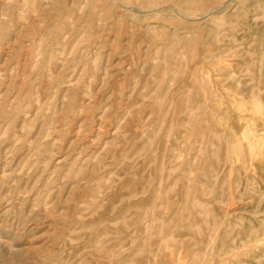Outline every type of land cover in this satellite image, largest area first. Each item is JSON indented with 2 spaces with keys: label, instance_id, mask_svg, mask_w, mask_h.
Masks as SVG:
<instances>
[{
  "label": "rangeland",
  "instance_id": "rangeland-1",
  "mask_svg": "<svg viewBox=\"0 0 264 264\" xmlns=\"http://www.w3.org/2000/svg\"><path fill=\"white\" fill-rule=\"evenodd\" d=\"M110 262L264 264V0H0V264Z\"/></svg>",
  "mask_w": 264,
  "mask_h": 264
},
{
  "label": "bare ground",
  "instance_id": "bare-ground-1",
  "mask_svg": "<svg viewBox=\"0 0 264 264\" xmlns=\"http://www.w3.org/2000/svg\"><path fill=\"white\" fill-rule=\"evenodd\" d=\"M223 63H225V62L223 61ZM219 64H221V63H219ZM227 64H228V63H227ZM243 108H244V107H243ZM212 115H213V114H212ZM238 119H239V118H238ZM242 121H246V120H242ZM216 124H217V123H216ZM220 130H221V129H220ZM236 136H237V135H236ZM260 140H261V139H260ZM233 143H234V142H233ZM234 145H236V144H234ZM236 147H237V146H236ZM234 148H235V147H234ZM235 150L237 151V149H235ZM235 150H234V151H235ZM180 156H181V155L178 156V159L180 158ZM227 157H229V156H227ZM236 158H237V157H236ZM245 159H247V157H246ZM182 163H183V162H182ZM245 165H246V164H245ZM158 244H159V243H158ZM109 259H110V257H109L108 259H106V260H109ZM110 263H111V262H110ZM111 264H112V263H111Z\"/></svg>",
  "mask_w": 264,
  "mask_h": 264
}]
</instances>
